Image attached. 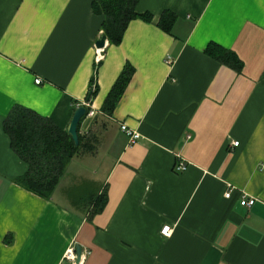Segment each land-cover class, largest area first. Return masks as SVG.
Listing matches in <instances>:
<instances>
[{"label": "crops", "instance_id": "obj_1", "mask_svg": "<svg viewBox=\"0 0 264 264\" xmlns=\"http://www.w3.org/2000/svg\"><path fill=\"white\" fill-rule=\"evenodd\" d=\"M164 11L176 16L171 34L157 26ZM135 12L151 20H131L96 63L103 17L91 0H0V264H71L76 246L80 264H264V0H139ZM209 44L242 70L207 56ZM125 66L131 79L107 113ZM85 103L96 115L78 134L91 150L50 198L18 185L27 165L4 132L10 110L67 131ZM122 125L140 134L135 144Z\"/></svg>", "mask_w": 264, "mask_h": 264}, {"label": "trees", "instance_id": "obj_2", "mask_svg": "<svg viewBox=\"0 0 264 264\" xmlns=\"http://www.w3.org/2000/svg\"><path fill=\"white\" fill-rule=\"evenodd\" d=\"M138 1L91 0L93 12L103 17L101 31L106 36L109 45L121 43L124 31L131 20H151L150 15L135 12ZM175 22L176 16L169 11H164L157 26L163 32L171 34ZM205 54L236 72L242 70V62L230 50L216 44H209L205 49ZM132 73L133 70L129 66H125L121 71L105 99L103 105L105 112L113 111L130 81ZM93 82L94 79L90 82L91 86ZM96 92L97 86L90 87L85 101L90 102ZM87 112L88 108H86ZM3 128L10 139L11 150L27 165V171L17 178L16 183L42 198H50L68 164L75 156L83 150H91L87 143L82 142L83 138L79 134L78 145H75L66 130L59 129L50 119L21 106H15L10 110L4 120ZM105 204L106 194L102 191L92 202L90 214L95 215L101 212Z\"/></svg>", "mask_w": 264, "mask_h": 264}, {"label": "built area", "instance_id": "obj_3", "mask_svg": "<svg viewBox=\"0 0 264 264\" xmlns=\"http://www.w3.org/2000/svg\"><path fill=\"white\" fill-rule=\"evenodd\" d=\"M102 51H103V49H100V50L96 49L95 50V53H96L95 54V61H96V63H98L102 60V58H103V52ZM40 83H41L40 79L35 80V84L39 85ZM88 106H89L88 103L84 104L85 108H88ZM95 115H96V113L93 110H89L86 113V116L91 117V118H93ZM120 129L127 137L128 146L135 144L141 137L138 132L127 129L126 126H124V125H122ZM232 145L234 147H236V146H238V142H233ZM186 166H187V164L185 162L179 161L178 163L175 164L174 170L177 172H183L186 170ZM230 196H231V191L230 190L226 191L224 194V198L228 199V198H230ZM254 203H255L254 198H246V197H242L240 202H239L240 206L246 207V208H250ZM165 228L168 229L167 232H165ZM172 231H173V226L166 225L161 229L160 233L164 237H169L171 235ZM65 259L68 260L69 262H71V264H75L76 254H75L74 248H70L66 252Z\"/></svg>", "mask_w": 264, "mask_h": 264}, {"label": "water", "instance_id": "obj_4", "mask_svg": "<svg viewBox=\"0 0 264 264\" xmlns=\"http://www.w3.org/2000/svg\"><path fill=\"white\" fill-rule=\"evenodd\" d=\"M106 36L101 33L98 39L96 40L94 47L96 49H103L106 45ZM86 114V109L84 107H78L72 117V120L67 128V133L70 135L72 141L75 145H78V134H77V126L81 120V118ZM76 260L75 264H80L82 259V249L79 246H76L75 249Z\"/></svg>", "mask_w": 264, "mask_h": 264}, {"label": "snow or ice", "instance_id": "obj_5", "mask_svg": "<svg viewBox=\"0 0 264 264\" xmlns=\"http://www.w3.org/2000/svg\"><path fill=\"white\" fill-rule=\"evenodd\" d=\"M168 231V229L167 228H165V232H167Z\"/></svg>", "mask_w": 264, "mask_h": 264}]
</instances>
